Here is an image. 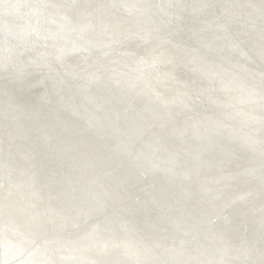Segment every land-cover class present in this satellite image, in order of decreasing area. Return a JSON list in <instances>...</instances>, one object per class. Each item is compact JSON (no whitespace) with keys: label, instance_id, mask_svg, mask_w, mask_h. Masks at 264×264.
<instances>
[{"label":"bare ground","instance_id":"bare-ground-1","mask_svg":"<svg viewBox=\"0 0 264 264\" xmlns=\"http://www.w3.org/2000/svg\"><path fill=\"white\" fill-rule=\"evenodd\" d=\"M180 14L209 32H178ZM35 75L49 85L25 115L7 99ZM26 131L58 146L56 161L40 157L67 187L38 180L42 141L31 151ZM187 159L226 168L194 176L218 200L207 211L172 197ZM112 164L160 217L133 215L142 234L108 209L126 208L103 177ZM230 175L241 190L224 196ZM261 189L264 0H0V264H254L255 250L230 235L246 223L264 239V203L251 200ZM168 220L178 232L161 227ZM186 231L200 245L182 242Z\"/></svg>","mask_w":264,"mask_h":264},{"label":"water","instance_id":"water-1","mask_svg":"<svg viewBox=\"0 0 264 264\" xmlns=\"http://www.w3.org/2000/svg\"><path fill=\"white\" fill-rule=\"evenodd\" d=\"M137 1V0H136ZM151 7L155 8L153 5H150ZM157 10V8H155ZM221 9V8H220ZM218 10V12L222 11V10ZM159 12V10H157ZM180 19H179V26H178V32H185L186 30L188 31V29L191 30V34H196V35H205L207 34L209 31L206 29H199L197 28L198 25L193 23V20L191 18H187L185 17V15L180 14ZM190 23L192 24L193 27L189 28ZM253 27V26H252ZM243 32V31H240ZM186 35V32H185ZM229 39V38H228ZM227 38H220L218 40H216L219 43H223L225 45V43L229 42ZM222 40V41H219ZM223 45V46H224ZM250 52V51H249ZM251 57L253 58V60L256 62L257 60L255 59L253 53H251ZM258 62V61H257ZM38 76L35 75L34 79L32 76L28 77V81H24L21 83H18L16 86L18 88V90L13 89V93L11 94L10 97H8L9 99H7L8 101H11V103L18 107L19 109H21L25 115L28 111L33 110V108L27 103V101H31V103L35 102L37 99V96L39 97L40 93L42 92V88L46 87L47 85H49V81L48 80H43L42 82L36 81L35 79ZM33 84V85H32ZM14 86V87H16ZM40 91V93H38ZM18 91V92H17ZM199 98H197L198 100ZM196 100L194 101V105H191L193 107L197 106L195 105ZM187 109H184V111H186ZM24 121L29 124L32 125V123L30 121H34V119H31L29 116H27L26 119H24ZM36 129L37 126H34ZM27 132V131H26ZM40 132H27L25 134V137L28 138V140H25V143L31 144V151L35 148V143H37L38 141H42L41 147L42 150L44 152V155H40V153L38 155H36L34 157V161L37 163L39 162L36 159L42 160L44 162H46L43 158H41L40 156H46L50 159L51 161H56L54 159V154H56L59 149L58 146L54 144V142L52 141V138H49L45 135H43V138L39 137L40 136ZM39 135V136H38ZM74 138H76V141H72ZM71 142L72 144L76 147V142H77V137H74ZM183 150L185 152H189V150H187L186 148L183 147ZM115 153L112 155L114 156ZM243 156H247V153L245 152H237L235 154V157L238 158L240 157L241 159H243ZM7 157H9L7 155ZM235 161V159L233 160ZM10 163V161H8ZM186 162H189V160L187 159ZM16 163V161L14 162V164ZM47 163V162H46ZM19 164V163H17ZM58 165H61L60 163L57 162ZM185 164V163H184ZM184 164H181L180 167H182ZM11 165V164H10ZM48 163H47V167L44 169H37V173L36 176L38 178V180L40 182H45V183H51L54 186H58V187H62L63 186H68L69 183L72 182V180L70 179L71 177H69L68 174L65 173V171L62 170H56L51 167H48ZM93 168L97 167V165H92ZM190 169V173L187 177L184 175L177 176L178 179L176 181V183L173 184V187H175L176 189H178V192H176L175 194H173V199L177 198L179 199L181 202H185L188 205H197V206H201L203 207V209H205L206 211L209 210L210 207H212L214 205L215 202H217L218 200L215 199V197H213V195L211 193H206L204 191V189L202 187H200L198 185V183H196V179L194 176H197L198 179L203 175V174H211L212 172H221L222 170H225L226 168L224 166H219L218 164H209L208 166H204L203 164L200 163H196V165L194 166V168H192L191 163L189 162V167ZM63 174V175H62ZM140 179H145L148 178L147 175L143 172H139L138 174ZM103 177L105 178L107 184L109 185V190H117L121 193V195L125 198L124 200V208L122 209L121 207L118 208L117 205H107L109 210H113V213H115L116 215L119 214L118 212L123 213V217L124 219H129L135 222L139 233L138 234H142L144 233V231L141 230L140 227V222H136L135 218L133 217V215L138 213L139 218H147V222H153L152 224H156L161 222L160 217L153 211L155 210L154 207H151L150 203H147L146 205H143L142 199L145 202H148L147 200V196H145L147 194V189H140V190H135V191H126L130 186L135 185V183H133V181H130L129 184H127L122 171H120L119 167H116L112 164V167L105 170L103 173ZM228 180L222 181L221 184L225 187L224 189V196H226L228 194V190L229 188L231 189L229 192L231 193H238L241 190V187L238 183V180L236 179V177L234 175H230L228 178ZM147 184L150 185H155L154 182H147V180H145ZM238 185V188H237ZM237 189V190H236ZM256 187H253V191L256 190ZM68 191V190H67ZM65 192V191H64ZM73 194H79V196H82L83 193H77L75 188H73L71 191ZM255 192V191H254ZM58 194V193H57ZM65 194V193H63ZM142 194V195H141ZM61 195V194H58ZM255 195V194H253ZM251 200H253L255 202V200H258L261 203H264V189H261V191H259L256 196H253V198H251ZM179 201V202H180ZM180 202V204H181ZM141 203V205H139ZM216 204V203H215ZM132 205H137V206H132ZM139 205V206H138ZM110 206V207H109ZM115 206H117L115 208ZM123 207V206H122ZM115 208V209H114ZM118 208V209H117ZM185 212L187 213V211L185 210ZM146 213V214H145ZM176 213L179 212H171L170 215H168V218L172 221L176 222V226H180V227H184V220L177 216L174 215ZM198 214H190L187 213L190 217V221L191 222H199L200 226L204 229H212L211 225L209 224V222H207L206 220H203L201 218H203V214L201 212H197ZM216 214V213H215ZM126 216V218H125ZM200 216V218H199ZM161 227L165 228L168 231H171L172 233L174 231L178 232L171 224V222L168 221H163ZM240 228L242 229L241 234L237 233V232H232L231 231V238L233 241H235L237 244H243L246 246H250V248H253L255 250V254L253 256L256 257L255 263L254 264H258L261 263L262 259L264 258V239L261 237V235L256 236L255 234L253 235L251 231H249L250 226L246 223H242L240 225ZM163 233H165L163 231ZM242 233H247L246 237L243 236ZM169 234V233H166ZM186 237V240L182 241L185 243H188V239L189 240H195L199 245V241L197 240V237L193 236L191 232L186 231L184 234ZM255 237V238H254ZM188 238V239H187ZM256 238L258 240H256ZM252 263V262H251Z\"/></svg>","mask_w":264,"mask_h":264},{"label":"snow or ice","instance_id":"snow-or-ice-1","mask_svg":"<svg viewBox=\"0 0 264 264\" xmlns=\"http://www.w3.org/2000/svg\"><path fill=\"white\" fill-rule=\"evenodd\" d=\"M261 264H264V261H261Z\"/></svg>","mask_w":264,"mask_h":264}]
</instances>
